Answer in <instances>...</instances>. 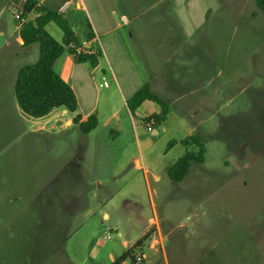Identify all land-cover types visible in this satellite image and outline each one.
<instances>
[{
    "label": "rangeland",
    "instance_id": "obj_1",
    "mask_svg": "<svg viewBox=\"0 0 264 264\" xmlns=\"http://www.w3.org/2000/svg\"><path fill=\"white\" fill-rule=\"evenodd\" d=\"M36 1L54 10L63 5ZM189 4L191 16L183 14L181 27L195 31L177 36V59L160 68L157 55L163 53L143 50V61L159 70L154 81L149 77L154 93L171 109L164 122H149L152 131L141 111L129 113L109 73L100 70L94 74V133L57 125L69 116L61 115L62 108L48 122L27 116L11 79L15 68L38 59L39 46L30 47L34 58H16L15 41L8 47L0 35V64L13 58L0 89V264H114L136 237H145L144 245L120 264H197L205 253L220 251L236 224L253 229L264 222V14L254 0ZM20 8V0H0L7 34L16 31L13 14ZM63 8L83 40L87 12L75 2ZM164 26L177 28V19ZM47 31L62 41L55 23ZM103 76L109 87L99 86ZM192 135L202 139L205 163L193 164L183 181L173 182L167 168L198 150L182 143ZM133 157L142 165L140 174L148 173L132 197L119 187L134 172ZM56 212L67 219L57 221ZM150 237L159 241L156 248Z\"/></svg>",
    "mask_w": 264,
    "mask_h": 264
},
{
    "label": "crops",
    "instance_id": "obj_2",
    "mask_svg": "<svg viewBox=\"0 0 264 264\" xmlns=\"http://www.w3.org/2000/svg\"><path fill=\"white\" fill-rule=\"evenodd\" d=\"M24 1L25 0H20V2ZM48 1L49 0H44V3ZM61 2L63 5L75 2L77 8H83L87 12L89 17L88 23L92 26L94 37L90 40L88 39L89 31L85 33V38L83 40L78 37L79 35L76 36L81 44L89 45L94 53L97 51L101 53L98 64L95 67L89 62L79 63L68 51L61 55L55 64L56 72L73 88L79 103V108L75 113H70L68 110L62 109L61 115L69 116L64 121L65 123L58 122L57 125H65L68 128L74 126L82 135H90L98 128L97 126V128L89 134H83L73 123V119L77 114L81 115V121L83 122H85L90 115L94 114L96 108L95 102L98 100V96L94 95L98 88L94 79L97 71L100 70L104 74L109 73L108 75H110L115 87L113 90L117 91L127 107V100H129L144 84L149 83L152 91L154 92L155 90V86L149 82V77L153 78L154 81L159 70L151 67L154 65L153 63L147 60L143 61V50L146 49L148 55L150 51H154L157 54H159L157 51H161L163 55L162 57L160 54L157 55V64L160 68H164L178 57L181 43L178 42L177 36L180 34L190 35L195 31V29H183L181 27L183 14L188 18L191 16L190 0H61ZM63 5L59 10L57 9L61 14H64ZM29 17L33 18L34 16L29 15ZM174 17L177 19V28L174 26H164L167 19L172 20ZM2 23L3 21L0 25H2ZM1 30L0 35L6 36V45L8 47L11 46L13 41L17 44L14 57H35L36 51L30 49L31 45L25 46L23 44L19 32L15 31L14 33L7 34L8 32L4 25L1 26ZM11 59L13 60L10 55V60L0 64V89L2 88L1 84L5 81V71L10 68ZM22 66L24 65H21L17 69L15 68L13 71L14 80H16L17 73ZM103 66H107V70L103 68ZM173 75L174 77L177 75L175 71H173ZM165 76H167V74ZM103 78L105 77H101L99 86L103 82ZM12 80L13 79H11V85L15 84V81ZM109 86L110 84L107 87ZM84 102H86V104ZM56 110L57 109L53 110L49 115L43 117L48 119L46 122L50 121L52 114ZM136 111H141L143 116L147 118L155 113H159L160 106L155 102L146 101ZM129 113L131 112L129 111ZM114 114V112L111 113L107 121H111ZM57 116L59 115H56V117ZM40 128H44L43 125ZM83 147H86V145L84 144ZM83 159V157L81 159L79 158V161H83ZM129 162L134 163V172H128L127 180L119 189L121 188L120 190H122V188H124V192L133 197L142 189V185L147 178L148 170H144L143 176L140 174L142 165L138 158L133 157ZM129 162L127 161L121 164L116 170V173L128 167L127 164H129ZM77 165L79 166L80 164L77 163ZM157 180H159V177L154 175V181ZM100 186L102 185L100 184ZM58 214L57 212L56 215L54 214L57 221H64L67 219L63 217L62 212L60 213L61 216ZM46 215H49L48 210L46 211ZM105 216L108 217V215ZM238 224H244L247 227L255 242L256 250H224L221 252L213 250L200 257V261H198L197 264H264V222H256V225L253 223V229L245 223ZM236 225L224 236V239ZM136 238L133 244L128 245V243H125L123 246L125 247L128 245V248L131 249L138 241V237ZM149 241L151 242V248H156L159 243V241L153 239V237H150ZM144 256L143 254L141 257L143 260L145 258Z\"/></svg>",
    "mask_w": 264,
    "mask_h": 264
},
{
    "label": "trees",
    "instance_id": "obj_3",
    "mask_svg": "<svg viewBox=\"0 0 264 264\" xmlns=\"http://www.w3.org/2000/svg\"><path fill=\"white\" fill-rule=\"evenodd\" d=\"M256 6L264 14V0H254ZM34 11L37 15L30 18ZM23 14L27 17L19 35L25 46L38 44V59L22 66L16 76L14 84L15 99L24 114L33 118H42L55 109H66L75 113L79 108L78 98L73 88L64 81L55 70L57 60L65 52H70L79 63L89 62L97 66L101 53L97 51L91 55H74V47L81 45L74 30L63 15L57 10L49 8L46 4H39L36 0L23 2ZM55 23L63 32L62 41L56 40L48 31L47 25ZM88 39L94 37L92 26L88 23ZM146 101L155 102L160 106V112L147 118L146 122L154 120L156 124L164 122L171 109L169 104L155 94L149 83L144 84L135 94L127 100V107L133 115ZM77 114L73 123L83 134H89L97 128L99 121L96 114L90 115L85 122ZM185 146L196 147L197 151H186L174 164L167 168V174L173 182H181L188 175L193 164L205 163L206 149L199 136H189L182 140ZM145 237L124 252L114 263L120 264L133 256L137 249L144 245ZM255 242L244 224H238L224 239L220 251L256 250ZM216 251V250H215Z\"/></svg>",
    "mask_w": 264,
    "mask_h": 264
},
{
    "label": "built area",
    "instance_id": "obj_4",
    "mask_svg": "<svg viewBox=\"0 0 264 264\" xmlns=\"http://www.w3.org/2000/svg\"><path fill=\"white\" fill-rule=\"evenodd\" d=\"M13 19L15 21V29L16 31L20 32L22 26L26 22L27 18L23 14V8L18 9L14 14H13ZM94 54V52L91 50V47L86 44H81L79 46L74 47V55L79 56V55H91ZM101 87H107L108 82L103 78V82L100 84ZM148 130L152 131V125L148 123ZM109 238V236H107Z\"/></svg>",
    "mask_w": 264,
    "mask_h": 264
},
{
    "label": "water",
    "instance_id": "obj_5",
    "mask_svg": "<svg viewBox=\"0 0 264 264\" xmlns=\"http://www.w3.org/2000/svg\"><path fill=\"white\" fill-rule=\"evenodd\" d=\"M134 259V258H133ZM134 261H136L135 259H134Z\"/></svg>",
    "mask_w": 264,
    "mask_h": 264
}]
</instances>
